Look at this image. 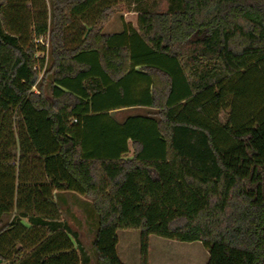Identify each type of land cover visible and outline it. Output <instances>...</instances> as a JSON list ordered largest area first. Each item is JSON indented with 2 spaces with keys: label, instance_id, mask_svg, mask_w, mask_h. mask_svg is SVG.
<instances>
[{
  "label": "trees",
  "instance_id": "16d2710c",
  "mask_svg": "<svg viewBox=\"0 0 264 264\" xmlns=\"http://www.w3.org/2000/svg\"><path fill=\"white\" fill-rule=\"evenodd\" d=\"M38 1L0 0L3 262L124 264L118 231L134 229L140 264L152 235L200 241L207 264H264V0ZM121 2L138 26L106 33ZM133 107L149 111L111 115ZM18 139L34 180L17 176ZM55 190L93 201L96 263Z\"/></svg>",
  "mask_w": 264,
  "mask_h": 264
},
{
  "label": "crops",
  "instance_id": "0c3cea01",
  "mask_svg": "<svg viewBox=\"0 0 264 264\" xmlns=\"http://www.w3.org/2000/svg\"><path fill=\"white\" fill-rule=\"evenodd\" d=\"M124 3V2H123ZM122 29L117 32H111V33H118L122 32L126 25L127 26H133L131 23L127 22L126 20L122 19ZM136 28V27H135ZM35 92L39 93V89L37 87L34 88ZM51 94V90L49 94L46 96L49 97ZM133 109H143L148 110L147 108L143 107H133V108H123V109H116L111 111V115L114 119H116L118 122H123L127 117L131 115H138V114H146V113H134L129 114L126 117L118 118L117 114L127 111V110H133ZM20 146H21V140L18 139L17 141V157H16V166H17V176H29V181L34 180L36 177V169L39 170V167H36V163H39V160L36 157H30L28 159V164H25L21 160L20 161ZM5 148V152H4ZM2 151L0 155V178L3 181L4 179L7 180L10 172V159H8L7 155V145L4 146V142H2ZM134 156V149L132 147V143L130 142V151L125 156V158H132ZM24 171V172H23ZM4 183L1 184V187H4ZM0 187V188H1ZM54 202L57 204L60 212H61V218L63 221L67 222L69 225L73 227L78 232L79 239L83 242L85 247L88 249L93 262L96 263V254L93 249V241L95 239L98 226H99V215L97 214L93 201L86 196L80 194L77 191L74 190H55L54 191ZM13 218V215L5 216L4 220L6 223L10 222ZM23 223L26 226H30L28 221L23 220ZM83 226L82 232L78 230V227ZM78 226V227H77ZM88 226H91L88 230L90 231V236H87L86 231L84 230V227L88 228ZM120 231V230H119ZM118 231L119 236V243L117 246L119 257L122 260L124 264H127L123 261L122 257L120 256L119 246L121 244V236ZM89 234V233H88ZM34 237V236H33ZM157 237V238H156ZM36 241H38L40 238L34 237ZM44 238H42L43 240ZM74 240V239H73ZM89 241V244L86 242ZM193 242H182L172 239H167L164 237H159L156 235H152L150 239V264H169L167 260H164L165 251L172 247V246H179V247H186L185 245H191Z\"/></svg>",
  "mask_w": 264,
  "mask_h": 264
},
{
  "label": "rangeland",
  "instance_id": "374dc122",
  "mask_svg": "<svg viewBox=\"0 0 264 264\" xmlns=\"http://www.w3.org/2000/svg\"><path fill=\"white\" fill-rule=\"evenodd\" d=\"M50 5V0H47ZM161 9L166 10L168 8V0H158ZM39 7L43 5V1H38ZM31 8V4H29ZM124 19L127 22L134 25L136 28L138 26V11L134 5H131L127 2L119 3L115 8L110 20L106 23L104 31L106 33L117 32L122 29L121 20ZM37 56H46L47 60L49 59V53L46 52L45 55L43 52L39 51ZM45 71V69H44ZM44 71L40 75V83L43 84L45 88V94L50 92L51 84V75L45 76ZM148 110L143 109H133L123 111L117 114L118 118L126 117L129 114L134 113H146ZM229 115V109H224L221 112V119L226 121ZM80 226V225H79ZM78 227V226H77ZM83 226L78 227V230L82 232ZM88 228L84 227V230L87 233V236H90V231ZM89 233V234H88ZM119 234L121 236V244L119 246L120 256L123 261L127 264H140V230H120ZM157 238V237H156ZM14 242V241H13ZM89 244V241H86ZM186 247L172 246L168 248L164 253V260H167L169 264H207L210 259V254L208 250L200 241L193 242L191 245H185Z\"/></svg>",
  "mask_w": 264,
  "mask_h": 264
},
{
  "label": "water",
  "instance_id": "95a60500",
  "mask_svg": "<svg viewBox=\"0 0 264 264\" xmlns=\"http://www.w3.org/2000/svg\"><path fill=\"white\" fill-rule=\"evenodd\" d=\"M0 264H5L1 258H0Z\"/></svg>",
  "mask_w": 264,
  "mask_h": 264
}]
</instances>
